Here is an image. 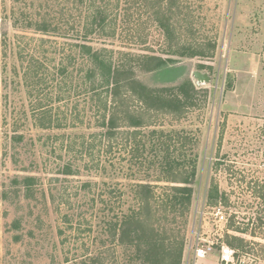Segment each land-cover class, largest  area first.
I'll return each instance as SVG.
<instances>
[{"label":"rangeland","instance_id":"obj_1","mask_svg":"<svg viewBox=\"0 0 264 264\" xmlns=\"http://www.w3.org/2000/svg\"><path fill=\"white\" fill-rule=\"evenodd\" d=\"M97 12L106 18V29L89 34L95 49L114 52L115 61L122 59L119 52L133 55L125 60L140 87L164 90L192 83L197 92L191 94L193 104H201L180 115L157 113L126 93L127 100L132 98L127 103L131 112L146 110L144 121L165 135L185 130V142L173 140L172 146L197 160L188 212L164 216L158 213L161 203H150L152 214L143 229L162 240L164 251L163 257L149 259L187 264L190 255L193 264L192 247L200 237L215 246L196 264H217L222 246L236 251V264H264V0H0V264H89L92 256L93 264H144L129 261L128 255L139 249L119 244L120 236L103 245L105 237L97 236L103 223L92 218L96 191L81 190L84 182L101 181L94 163L105 155L99 146L87 151L97 131L92 113L84 117L82 104L80 119L68 114L67 128L36 127L20 60L22 49L50 64L49 57L34 53L22 39L42 37L36 24L53 20L63 27L69 15L70 26L83 37L88 17ZM160 22L170 25L168 33ZM198 51L203 55H193ZM140 56H156L168 67L150 71L155 64ZM195 72L208 74L211 81L197 80ZM146 141L148 159L158 160L160 153L151 157L153 141ZM68 164L77 173L65 182L62 171ZM26 176L38 180L30 198L17 193L20 185L14 184ZM62 185L67 195L60 200L56 189ZM213 186L219 189L214 204L209 200ZM121 190L126 209L133 193L127 182ZM155 192L164 194L161 188ZM66 214L74 215L71 226L64 221ZM169 239L176 240L175 248ZM177 239L184 240L182 251Z\"/></svg>","mask_w":264,"mask_h":264},{"label":"trees","instance_id":"obj_2","mask_svg":"<svg viewBox=\"0 0 264 264\" xmlns=\"http://www.w3.org/2000/svg\"><path fill=\"white\" fill-rule=\"evenodd\" d=\"M102 14L97 12V16L91 14L88 17L86 33L83 37L77 34L75 27L70 26L69 15L63 27L55 24L53 20L36 24V30L42 37L36 39L22 36V39L26 47L32 48L34 53H42V57H49L50 64L45 63L35 54L26 53L21 49L20 60L25 66L24 80L28 95L32 99L34 122L40 129L69 127V115L73 120L80 119L79 108L82 104H84L82 110L84 117L88 112L92 113L90 118L95 120L93 129L97 131L92 134L87 151L99 146L98 151L105 152V155L94 163L95 169L101 174V181L84 182L81 190L96 191L91 198L92 218L95 222L99 220L103 223L97 236L105 237L103 245L108 240L111 243L113 240L116 241L120 236L119 244L124 245L126 242V245L139 249L128 255L130 262L137 260L144 264H155L149 256H154L156 259L163 257L164 244L162 240L157 242L153 232L147 233L143 229L145 217L152 214L150 203L153 200L161 203L158 213L163 212L164 216L168 213L175 215L179 212L181 214L188 212L194 195L197 160L188 158L179 152L180 148L172 146L173 140L179 143L185 142V138L181 137L185 130L172 131L165 135V131L158 130L154 125L144 121L146 110L140 111L143 114L131 112L127 103L132 98L127 100L126 93L132 92L136 97L133 99L135 102H140L145 109L157 113L180 115L191 106L199 107L201 104H193L194 98L191 94L197 92L192 83L182 84L179 87H165L164 90H153L144 85L140 87L141 81L133 79V69L129 68L131 63L125 60L126 57L133 55L119 52L122 59L115 61L114 52L107 48L95 49L89 43L88 37L89 34L100 35L99 33L105 31L106 18ZM165 21L169 23L167 19ZM160 24L168 33L170 25L164 22ZM196 53L198 54L193 55H203L199 51ZM48 54L51 56H47ZM140 58L155 64L150 71H160L168 67L166 63L161 64L156 56H140ZM59 103H63L64 108L55 106ZM147 137L153 141L150 149L151 157L157 158V155H154L160 153L158 160L147 157L149 155L146 146L149 144L146 141ZM145 153L148 154L144 156ZM108 156L112 158L109 162ZM62 173L64 181L67 182L68 177L75 176L77 170L73 165L68 164ZM125 182L133 193V204L126 209V193L121 190ZM15 183L20 185L17 193L23 191L26 198L35 196L34 188L38 183L36 178L31 176L21 180L16 178ZM118 185L122 188L118 189ZM160 188L164 194L157 196L155 191ZM66 191L67 188H63V185L62 190L57 188V197L63 199L67 195ZM218 195V187H211L209 200L212 204L217 202ZM52 199L54 202L57 200L55 194H52ZM154 216H157V213ZM64 217L65 223L71 226L74 215L66 214ZM172 232H175V229ZM60 233L63 234L62 231ZM177 241L182 251L184 240L177 239ZM169 243L172 249L176 247L174 245L176 240L169 239ZM155 245L158 249L154 248ZM94 257L89 258V264L94 263ZM99 262L101 264L100 260ZM174 264L181 263L178 259Z\"/></svg>","mask_w":264,"mask_h":264},{"label":"built area","instance_id":"obj_3","mask_svg":"<svg viewBox=\"0 0 264 264\" xmlns=\"http://www.w3.org/2000/svg\"><path fill=\"white\" fill-rule=\"evenodd\" d=\"M220 215V213H218V216ZM224 220V217L221 216L220 217V221ZM214 246L215 244L211 241H206L204 239H200V237H198L195 246L192 247L193 251H194V260H193V264H196V260L198 259H206L209 255H212V253L214 252ZM191 249V252H192ZM236 251L227 247V246H222L219 252V259L217 264H236ZM191 260H190V255L188 257L187 260V264H190Z\"/></svg>","mask_w":264,"mask_h":264},{"label":"water","instance_id":"obj_4","mask_svg":"<svg viewBox=\"0 0 264 264\" xmlns=\"http://www.w3.org/2000/svg\"><path fill=\"white\" fill-rule=\"evenodd\" d=\"M194 77L201 82H210L211 78L208 74H202L201 72H195Z\"/></svg>","mask_w":264,"mask_h":264}]
</instances>
